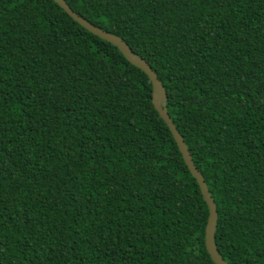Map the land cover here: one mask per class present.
<instances>
[{
	"label": "trees",
	"instance_id": "obj_1",
	"mask_svg": "<svg viewBox=\"0 0 264 264\" xmlns=\"http://www.w3.org/2000/svg\"><path fill=\"white\" fill-rule=\"evenodd\" d=\"M162 84L227 264H264V0H64ZM147 77L50 0H0V264H213Z\"/></svg>",
	"mask_w": 264,
	"mask_h": 264
},
{
	"label": "water",
	"instance_id": "obj_2",
	"mask_svg": "<svg viewBox=\"0 0 264 264\" xmlns=\"http://www.w3.org/2000/svg\"><path fill=\"white\" fill-rule=\"evenodd\" d=\"M55 3L72 21L86 30L93 36H96L102 41H105L115 47L122 57L132 66L139 69L148 79L151 86V104L159 118L167 127L177 150L182 158V161L189 172L190 176L195 180L199 189L200 195L207 207V219L204 227L203 244L204 249L213 264H227L218 254L214 244V231L216 226V210L214 202L204 184L203 178L198 170L194 167L191 157L187 151L186 145L182 138L174 128L167 111H166V94L160 81L150 68V66L136 54H134L128 46L117 36L100 30L99 28L88 23L74 12L70 10L64 0H50Z\"/></svg>",
	"mask_w": 264,
	"mask_h": 264
}]
</instances>
